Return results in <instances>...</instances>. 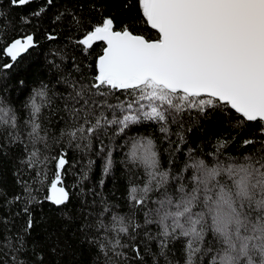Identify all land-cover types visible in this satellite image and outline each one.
<instances>
[{"label": "snow or ice", "instance_id": "obj_1", "mask_svg": "<svg viewBox=\"0 0 264 264\" xmlns=\"http://www.w3.org/2000/svg\"><path fill=\"white\" fill-rule=\"evenodd\" d=\"M8 3L19 7L30 0ZM130 5L138 10L133 20L147 34L131 23L118 25L113 14L99 8L95 20L77 12L57 14L53 23L67 21L85 60L96 47L100 51L87 64L71 57V70L66 54L55 52L60 63H50L62 87L54 91L41 83L33 89L26 116L0 100V154L12 146L23 152L16 173L22 192L8 202H23L28 233L34 227L29 205L41 203L34 193L46 188L43 199L58 207L71 199L64 181L68 151L61 147L53 155L54 145L87 153L96 141L103 151L102 135H127L145 123L158 126L168 139L171 125L183 128L186 115L221 111L236 126L252 124L259 133L244 141L248 148L241 158L224 159L226 142L218 141L211 153L190 149L183 167L171 161L164 167L153 138H130L128 162L143 169V180L129 186L130 214L112 212L105 203L84 228L93 233L90 243L104 264H147L146 255L152 264H161V258L163 264H181L170 259L177 244L182 264H264V0H125L124 7ZM4 16L0 13V25ZM47 39L57 37L49 33ZM36 46L33 34L11 38L0 47V57L8 58L0 67L12 69ZM53 108L60 114L55 123L49 118ZM176 135L183 143V135ZM111 168L109 151L104 173ZM149 241L156 242L157 251Z\"/></svg>", "mask_w": 264, "mask_h": 264}, {"label": "trees", "instance_id": "obj_2", "mask_svg": "<svg viewBox=\"0 0 264 264\" xmlns=\"http://www.w3.org/2000/svg\"><path fill=\"white\" fill-rule=\"evenodd\" d=\"M134 2L135 0L133 4ZM124 3L125 0H54L52 5H48L46 0H30L28 5L14 7L8 0H0V13L5 14L2 17L3 25H0V34L3 35L0 47L11 38L23 34H33L37 41V46L23 54L12 69L0 67V100L16 109L19 115L26 116L24 105L33 89L41 83L48 84L54 91L62 87L57 84V70L50 63L53 60L60 63L59 57L53 55L55 52L62 51L66 54L69 59L65 64L71 70V57L75 56L77 61L87 64L100 51L96 47L85 60L70 39L75 34L67 27V21L53 23L59 13L77 12L95 20L99 17L100 13L96 10L99 8L105 15L113 14L118 25L131 23L137 30L147 34L145 26L133 20V17L138 16L137 8L132 5L125 8ZM41 8H45V12L39 17L34 16L33 13ZM49 33L56 35L57 39L48 40ZM7 61V57H0V65ZM51 111L53 114L49 118L55 123L60 114L56 108ZM182 123L183 128L179 124L171 125L172 135L168 139L159 131L158 126L150 123L132 126L127 135L113 136L110 131L108 135L100 137L106 145L103 151L96 141L87 153L68 147L67 144L54 145L53 155L61 147L68 151L69 165L66 166L64 181L72 193L71 199L66 206L58 207L43 199L47 194L46 188L34 193L41 203L29 205L34 227L28 233L24 231L28 215L22 211L23 202H8L22 192L16 173L23 152L15 146L11 150L5 149L0 154V192L3 193L0 196V264H38L41 258L43 264H104L103 254L90 243L93 233L86 230L84 225L96 219V214L104 209L105 203L112 212L130 214L129 186L143 180V169L128 162L129 147L126 141H130V138H153L164 167H169L170 161L173 167H183L190 149L195 150L197 155L207 154L216 149L218 141H223L226 142L221 150L224 159L241 158L248 148L244 141L254 136L259 137V133L253 131L255 125L236 126L235 119H230L228 114L221 111L210 112L206 117L197 116L193 112L190 117L186 115ZM178 132L184 137L183 143L176 135ZM177 145L179 151L176 150ZM109 151L112 168L106 175L103 169ZM90 160L93 163L89 165ZM49 169L51 177L54 166L50 165ZM82 172L87 173V179H80ZM24 179H28V176L25 175ZM136 215L142 222L143 215ZM151 231L154 234L155 227H151ZM148 243L152 251H157L155 241ZM180 247L179 244L174 246V256H170V259L181 261L182 264ZM18 248L20 251H16ZM145 260L147 264H152L151 255H146Z\"/></svg>", "mask_w": 264, "mask_h": 264}]
</instances>
